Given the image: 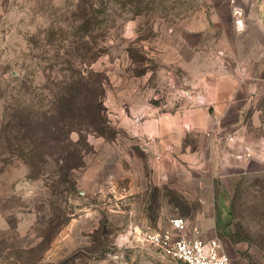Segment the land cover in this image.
Here are the masks:
<instances>
[{"label":"rangeland","instance_id":"rangeland-1","mask_svg":"<svg viewBox=\"0 0 264 264\" xmlns=\"http://www.w3.org/2000/svg\"><path fill=\"white\" fill-rule=\"evenodd\" d=\"M230 5L0 0V124L12 103L34 105L29 91L48 108L69 60L107 78L116 133L89 136L70 192L31 179L0 136V264H168L140 239L175 217L218 239L231 264H264V69H244L250 39ZM93 14L99 57L87 66L73 43Z\"/></svg>","mask_w":264,"mask_h":264},{"label":"trees","instance_id":"trees-1","mask_svg":"<svg viewBox=\"0 0 264 264\" xmlns=\"http://www.w3.org/2000/svg\"><path fill=\"white\" fill-rule=\"evenodd\" d=\"M98 18V15H89L76 28V32L84 35L79 36L80 41H74L77 43L72 42L83 58L82 64L87 66L99 57L88 41ZM82 44L89 50L82 52ZM75 55L66 49L64 58L68 60ZM67 62L71 65V61ZM70 65L67 70L70 75L60 77L59 74L51 88L48 108L45 95H39L41 100H38L39 96L29 91L35 98L34 105L15 107L12 103L5 109L7 121L0 124V136L5 138L8 152L25 162L29 177L48 179L53 189L67 192L75 190L72 174L85 166V156L93 150L89 136L109 138L116 134L105 107V75ZM73 135L77 138L73 139Z\"/></svg>","mask_w":264,"mask_h":264},{"label":"built area","instance_id":"built-area-1","mask_svg":"<svg viewBox=\"0 0 264 264\" xmlns=\"http://www.w3.org/2000/svg\"><path fill=\"white\" fill-rule=\"evenodd\" d=\"M230 3L236 26L240 27L244 11L236 0H230ZM140 241L162 251L170 264H231L229 254L218 239H202L197 231H189L187 221L182 217L171 219L165 229L147 231Z\"/></svg>","mask_w":264,"mask_h":264},{"label":"crops","instance_id":"crops-1","mask_svg":"<svg viewBox=\"0 0 264 264\" xmlns=\"http://www.w3.org/2000/svg\"><path fill=\"white\" fill-rule=\"evenodd\" d=\"M237 5L241 7L244 11V23L246 26L245 32L242 34L239 33L238 38L249 37L250 43V58L248 61V68L244 66V69H264V42H257L255 36L253 35L252 28L255 26L258 30H264V0H236ZM230 10H232L233 15V6L230 5ZM234 17V16H233ZM260 43V44H259ZM240 45V44H239ZM261 56L258 57V47H260ZM243 50V49H242ZM243 53V52H242ZM244 54V53H243ZM168 264H170L168 262Z\"/></svg>","mask_w":264,"mask_h":264},{"label":"water","instance_id":"water-1","mask_svg":"<svg viewBox=\"0 0 264 264\" xmlns=\"http://www.w3.org/2000/svg\"><path fill=\"white\" fill-rule=\"evenodd\" d=\"M210 112H213V109H211V111Z\"/></svg>","mask_w":264,"mask_h":264}]
</instances>
